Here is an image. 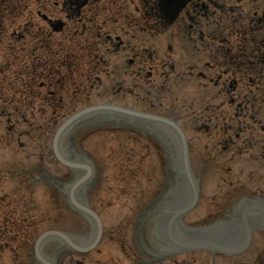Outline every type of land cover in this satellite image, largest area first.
Here are the masks:
<instances>
[{
  "label": "rangeland",
  "instance_id": "1",
  "mask_svg": "<svg viewBox=\"0 0 264 264\" xmlns=\"http://www.w3.org/2000/svg\"><path fill=\"white\" fill-rule=\"evenodd\" d=\"M46 1H48V4L44 5ZM62 1L41 0L42 5L40 6L36 0H13L11 16H8L9 25H12L14 30L22 34L23 21L27 17H33L39 26L45 27L47 26L46 22L41 21L37 15L39 10L54 18H60L64 22L66 20L65 13L60 12L58 9L60 5L58 8L53 9L51 6V3H61ZM139 1L140 4L137 7L138 0H136V3H129V0H89L86 7L82 8L81 15L83 17H92L94 19V31L100 34L104 33L101 38L98 37L103 42L99 47V58L105 63L106 72L100 75L102 80L100 85L96 84L93 88L89 87L90 105L95 103L104 104L109 101L115 105H125L121 99V93H117L115 82L117 78L115 75L116 69L120 70L123 67L124 57L120 53H112L111 48L109 52V46L104 42L105 34L121 36L125 41L135 36L137 39L133 41L134 44L140 43L141 48L148 47L151 44L157 48L158 55L161 53L159 42L170 43L172 44V49L175 48L173 58L177 65H191L196 58L194 51L184 41L183 35H186V33L183 27L185 25L181 20L158 34L152 42L147 34H140V26L147 25L148 21L151 20L147 16L148 8H141V0ZM263 1L257 0V3L259 4ZM248 4V0L242 3V5ZM136 7L141 9L136 11ZM32 33L36 32L27 30L24 40L23 38L22 40L3 38V46H1L0 52V116L3 114L1 109H4L5 112H13L16 108L18 102L17 91L19 90L18 75L16 73L23 70V64L36 57L50 61V58L54 56L57 59L60 54H71V50H81L78 47L73 48L71 43L66 42V37L61 32L53 35L48 41V44L52 47L51 49L48 46L36 48L39 43L32 36ZM93 37L95 36L93 35ZM97 44L98 42L96 41L89 50L96 51L94 48L97 47ZM161 47H164V45H161ZM91 61L87 60L89 64ZM87 66L83 64L79 68V72L82 71L80 72L81 74L85 73L84 70ZM95 73L94 71L92 74L94 75ZM81 80L82 78L75 74L72 80L66 81V89L53 91V97L48 93L47 88L43 89L41 99L36 104V114L32 118V137H23L25 144L23 157L16 150L14 144H11L8 148L0 144V167L6 171L10 170V166L15 169V164L11 158L14 155V161H17L18 168L23 161V175L27 173L40 175L37 172L39 165H41L38 160V154L43 152L45 167L51 178L54 179L56 174L65 173L66 170L52 159L50 142H48L50 132L54 131L51 118H58L63 114L60 112L59 104L55 102V99H60L66 107H77L76 109H78L82 106L81 97L75 91V86H79ZM181 96L184 100L193 104L192 109L183 111L187 120L185 117L179 123L189 138L191 164L194 174L199 178L200 193L202 192L200 202L187 215L186 222L192 223L203 217L204 213L207 212L206 208L208 210L212 208L214 201L210 200V198L214 194V183L219 182L222 184L223 189H226L229 182H236L234 178H229L230 175L228 173H217L218 167L223 168V164H225L232 167V169H239L247 164L252 166L253 162L248 159L250 156H246L249 153H245L236 163H231L228 157L229 154L222 153L220 150V147H223L221 138L214 134L212 130H210V135L204 134L202 130H199L197 122H191L192 112L201 110L202 106L207 104L203 89L197 80L182 86ZM173 98L174 94L171 95V102H173ZM174 105H178V103H174ZM174 109L179 111L180 108L174 107ZM2 133H4V123L0 119V134ZM45 133L48 134L47 137ZM76 148L84 152L97 167L96 190L94 197L92 194L90 196V198H93L91 204L105 221L109 220L110 224L120 221L124 225L126 220L132 217V213L138 212V206H141L147 200L148 194L157 189L163 177L160 161L162 156L146 139L138 137L130 130H95L85 138L78 140ZM254 178L256 179V176ZM261 180L263 182L264 176ZM32 189L36 191L35 195L30 196L28 194L26 198L34 202L32 210L33 215H35L38 232H43L52 226H59L62 229H66L68 224L71 228L78 226V222L73 220L64 208L62 200L60 204H57L55 199H47V194L42 188L36 187L37 190L35 188ZM100 248L102 254L95 250L84 256H74L73 261L80 259L84 260L85 264H100L101 261L106 264H130L124 256L117 253L116 247L110 246L109 249L108 244L99 243L97 249ZM3 255L4 257L0 259V264H29L24 254L20 255L17 262L13 261L9 254ZM70 264H74V262Z\"/></svg>",
  "mask_w": 264,
  "mask_h": 264
},
{
  "label": "bare ground",
  "instance_id": "2",
  "mask_svg": "<svg viewBox=\"0 0 264 264\" xmlns=\"http://www.w3.org/2000/svg\"><path fill=\"white\" fill-rule=\"evenodd\" d=\"M90 118L92 119H98V120H107V121H111V120H108L106 117H105V114L99 112V111H94L91 115H90ZM159 124L162 123L160 121H157ZM119 123L122 125V126H127V127H132V126H137V127H143L146 124V120L143 118V117H140L138 115H134L132 113H129V112H124L122 117H121V120L119 121ZM165 134V131L163 132V135ZM65 154L66 152L65 151H62L61 152V158H65ZM70 159V158H69ZM76 162V161H75ZM77 163V162H76ZM79 165L81 166H85L86 163L82 160H79L78 161ZM77 163V164H78ZM89 168L88 167H84L83 168V174H79V176L77 177V181L76 182H82V181H85L86 178H87V170ZM84 179V180H83ZM71 191V190H69ZM56 262V259L52 258L51 256H45L44 259H43V264H55Z\"/></svg>",
  "mask_w": 264,
  "mask_h": 264
}]
</instances>
